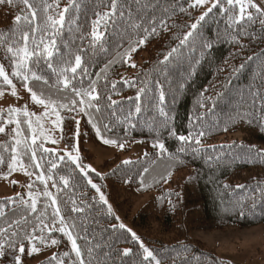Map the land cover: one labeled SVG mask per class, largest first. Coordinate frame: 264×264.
Listing matches in <instances>:
<instances>
[{
	"label": "trees",
	"instance_id": "1",
	"mask_svg": "<svg viewBox=\"0 0 264 264\" xmlns=\"http://www.w3.org/2000/svg\"><path fill=\"white\" fill-rule=\"evenodd\" d=\"M112 2L29 0L33 18L21 0H0V66L11 80L0 76V97L14 85L44 99L59 142L79 165L91 159L87 145L106 147L105 139L125 153L145 147L127 163L115 158L83 171L24 111L0 106V179L32 177L28 187L13 185L12 196L0 194V229L7 230L0 264H15L16 256L20 264H229L190 234L264 224V9L250 2L241 13L234 0H218L199 19L193 0H116L115 9ZM61 13L53 29L47 18ZM17 15L28 19L15 22ZM24 33L40 55L19 68L8 48H23ZM76 55L82 61L73 73ZM234 133L241 139L220 143ZM146 195L131 221L156 260L145 259L141 242L109 212L130 217Z\"/></svg>",
	"mask_w": 264,
	"mask_h": 264
},
{
	"label": "rangeland",
	"instance_id": "2",
	"mask_svg": "<svg viewBox=\"0 0 264 264\" xmlns=\"http://www.w3.org/2000/svg\"><path fill=\"white\" fill-rule=\"evenodd\" d=\"M217 1L218 0H205L203 4H197L196 0H193L194 4L200 7V14L202 16L207 13ZM234 1L236 2V0ZM250 2L264 9V0H241L239 4L246 6ZM0 106H10L14 109L27 112L33 121L34 127L38 128L39 132L42 131L41 133L47 134L51 142L55 144L53 149L59 151L61 155L69 157L79 165V156L70 153L59 142L57 120L49 107H46L44 104L35 103L28 92L16 90L15 95H2L0 97ZM240 139L241 134L234 133L228 136V139L222 140L220 143L229 144L234 140ZM86 149L87 151L84 155H89L91 159L79 166L83 171H96L102 163L105 161H112L115 158L120 162H128L142 155L145 147L137 143L132 144L130 146V151L127 153L123 152L122 148L111 144L106 147L88 144ZM73 157H78V159L74 160ZM31 182L32 177L26 175L24 172H16L6 178L0 179V194L12 196L15 193L12 187L13 185L28 187ZM147 199L148 195L137 201L134 209L129 213L130 217L126 216L122 211L115 209V207L110 206L111 211L118 218L119 224H123L125 226L124 228L131 233H135V236L138 237V240L144 247L146 245L140 235L137 234L132 224L131 217H134L135 213L145 205ZM190 237L201 242L206 248L214 251L220 259L229 264H264V224L246 230L194 231L191 232ZM170 238L171 236L160 237V241L164 244H170L172 243Z\"/></svg>",
	"mask_w": 264,
	"mask_h": 264
},
{
	"label": "snow or ice",
	"instance_id": "3",
	"mask_svg": "<svg viewBox=\"0 0 264 264\" xmlns=\"http://www.w3.org/2000/svg\"><path fill=\"white\" fill-rule=\"evenodd\" d=\"M21 2H22L23 4H25V5L28 7L29 10H31V12H32V16H33V18H34V17H35V9L32 8V5L29 3V0H21ZM204 2H205V0H196V3H197V4H203ZM236 2H237V3H240L241 0H236ZM228 3H229V4H232V3H233V0H228ZM112 6H113V9H115V7H116V0H113V2H112ZM213 6H215V5H213ZM252 7H255V5H252ZM65 11H67V9H65ZM209 11H211V9H209ZM243 12H244V6L241 5V13H243ZM104 15L107 16V13H105ZM22 18L25 19V20L28 19L27 16L22 17L21 15H17V16L15 17V22H19ZM203 18H204V17L201 16L199 19H203ZM241 18H242V17H241ZM47 19H48V22L50 23L51 27H52L53 29H55L57 24H61V25H62V23H63V21H64V16H63V13H61V14H60V19H59V20H56V19H54V18L51 17V16H49ZM95 23H96V24H99L100 21L97 20ZM191 27H192V28H195L196 25L193 24ZM92 35H93V37H94L95 39H99V35H98L97 30H96L95 27H93ZM23 38H24V41H25V44H24V47H23V48H19V49H16V50H14L11 46L8 48V51L11 52L14 56H19V57H20V63L17 65V67H19V68H27V62H28V60H29L32 56L40 55V53L37 52V51H35V50H33V51H29V49H28V43H27V42H28V38H29V37H28V33H24V37H23ZM41 43H43V41H41ZM140 43L143 44V43H144V40H141ZM51 44H52V47L55 46V40H54V39L51 41ZM132 50L134 51L135 49H132ZM43 51H44V53H46V55H47L48 57H51V56L53 55V52H52V50H50L48 44H45V45H44V50H43ZM81 61H82V57H81L80 55H76V56H75V66L71 68V71H72L73 73H75V72H76V68L79 67V66L81 65ZM133 66H134V65H133ZM49 67L51 68L52 65L49 64ZM62 71H67V69H63ZM13 74H14V75H17V76L20 75L19 72H14ZM0 76H2V77L4 78V80H5L9 85H11V80H9L8 77L4 74L2 68H0ZM32 76H33L34 79H37V80L42 79V77L36 75L35 73H33ZM23 78H24L25 81H27V80L29 79V77H28L27 75H25ZM63 83H64L65 87H68V86H69V81H68L67 78L64 79ZM12 87H13V92H12L11 94H12V95H15L14 85H13ZM25 87H27V84H25ZM29 91H31V89H29ZM73 91L76 92V95H77V96L81 95L80 91H77L76 89H73ZM0 94H2V93H0ZM85 95H89V96H91V99H92V100L97 99V97L94 96V95H91V93H87V92H85ZM32 100H33L35 103H38V104H45V106L47 107V104H46L45 100H44V99H38V98H37V95H36L35 92H32ZM49 103H50V102H49ZM80 103H81V104L84 103L83 99H81ZM201 106H203V105H201ZM61 107H64V105H61ZM9 111H10V112H15V111H18V110H17V109L10 108ZM81 111H83V109H81ZM136 111L139 112V111H140V108L137 107V108H136ZM25 115H28V113L25 112ZM94 127H95V125H94ZM3 131H4V129H3L2 127H0V132H3ZM97 134L99 135V131H98ZM191 135H192V134L190 133V134H189V137H187V138L184 137V136H180L179 139H180L181 141H184V140H186V139L191 138ZM200 135H203V133L201 132ZM19 143H20V141L18 140V141H17V144H19ZM33 143H35V140H33ZM104 143H106V144H113V143H116V142L113 141V140L105 139V140H104ZM197 143H199V140H198V139H197ZM120 147H123V145H120ZM159 147H160L161 150H163L164 145H163V144H159ZM181 150H182V149H181ZM15 151H16V150L13 149V152H15ZM73 159L76 160V159H78V157H73ZM15 162H16V157L13 156V164H14ZM125 163H127V161H125ZM13 164H10V165H9V168H10V169L13 168ZM53 166L55 167V165H53ZM41 179H42V177H41ZM65 183H67V181H65ZM89 183L91 184V181H89ZM92 187H93V188H97V191H99L97 185L92 184ZM45 195H49V194H48V193H45ZM100 199H101L102 201H104V203H107V201H106V199H105V197H104L103 195L100 196ZM53 203H55V201H53ZM35 204H36V202H35V200H33V202H32V209H33V211H35ZM110 211H111V208H110V206H109V212H110ZM56 214H57V215L59 214V210H58V209L56 210ZM117 219H118V218H117ZM17 223H18V222H17ZM10 227H11V226H10ZM119 227H120V228H124L125 226H124L123 224H120ZM60 230L63 231V229H60ZM6 231H7L6 229H0V235L5 234ZM12 235L15 236L16 233L13 232ZM132 236H133L134 239H137V240H138V237L135 236V233H132ZM69 238L71 239V236H69ZM52 243L55 244L56 241L53 240ZM3 247H4V242H3V241H0V250H2ZM140 247L143 249V252H144V254H145V259H147V258L150 257V258H152L153 260H156V258L153 256L152 251H150L148 248L144 247V245H143L142 243L140 244ZM73 249H74V250H77V255H79V251H78V249H77V246H76V244H75V241H73ZM19 251H20L21 253L24 252V247H23L22 245H21ZM31 251H32V252H36V251H38V249L33 248ZM130 252H131V249H127V248L124 249V255H128ZM0 255H3V252H2V251H0ZM15 264H20V257H19V256H16V257H15ZM156 264H160L159 260H156Z\"/></svg>",
	"mask_w": 264,
	"mask_h": 264
}]
</instances>
